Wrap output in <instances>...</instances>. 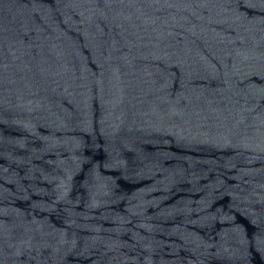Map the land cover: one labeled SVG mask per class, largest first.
Wrapping results in <instances>:
<instances>
[{
	"label": "water",
	"instance_id": "obj_1",
	"mask_svg": "<svg viewBox=\"0 0 264 264\" xmlns=\"http://www.w3.org/2000/svg\"><path fill=\"white\" fill-rule=\"evenodd\" d=\"M0 264H264V0H0Z\"/></svg>",
	"mask_w": 264,
	"mask_h": 264
}]
</instances>
